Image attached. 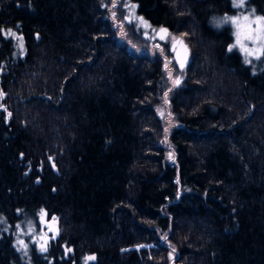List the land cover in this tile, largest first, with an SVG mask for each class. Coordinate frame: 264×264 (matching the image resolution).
Wrapping results in <instances>:
<instances>
[{
  "label": "trees",
  "instance_id": "16d2710c",
  "mask_svg": "<svg viewBox=\"0 0 264 264\" xmlns=\"http://www.w3.org/2000/svg\"><path fill=\"white\" fill-rule=\"evenodd\" d=\"M234 13L0 0V264H264V65L214 25ZM141 17L185 41L179 83Z\"/></svg>",
  "mask_w": 264,
  "mask_h": 264
},
{
  "label": "rangeland",
  "instance_id": "374dc122",
  "mask_svg": "<svg viewBox=\"0 0 264 264\" xmlns=\"http://www.w3.org/2000/svg\"><path fill=\"white\" fill-rule=\"evenodd\" d=\"M232 6H234V0H231ZM235 3H239V0H235ZM236 13L230 16L216 17L213 22L216 26H223L229 24L233 28V42L231 49L239 52L247 65H253L255 68L256 61L260 60L264 65V20H258V17H262L256 14L255 11H250L247 8L246 0L242 6L237 7ZM247 17V19H245ZM143 28L146 31V36L151 40H158L160 42H168L169 51L172 53L173 60L178 64V76L173 79L176 84L183 78V70L188 64L190 53L188 51L185 41L180 37L167 30L166 33L161 32V28L153 29L146 20H141ZM163 37V39L161 38ZM182 41L183 43H178ZM175 45V50H174ZM186 49V52H185ZM179 53V56H178ZM186 56V58H185ZM183 62V67H181ZM40 225L37 227H29L26 233L30 236V242H37V245L43 248L46 241L55 234L56 221L46 220L43 217H39Z\"/></svg>",
  "mask_w": 264,
  "mask_h": 264
},
{
  "label": "snow or ice",
  "instance_id": "6c2138e0",
  "mask_svg": "<svg viewBox=\"0 0 264 264\" xmlns=\"http://www.w3.org/2000/svg\"><path fill=\"white\" fill-rule=\"evenodd\" d=\"M243 3H244V0H239V3H235V0H234V6L240 7V6L243 5ZM133 7H135V6H133ZM139 19L143 20L142 17L139 18ZM245 19H247V17H245ZM257 19L258 20H264V17H258ZM129 22H131V21H129ZM160 31L166 33L167 29L161 28ZM161 38L163 39V37H161ZM178 43L182 44L183 42L182 41H178ZM174 50H175V45H174ZM229 50H231V48ZM185 52H186V49H185ZM178 56H179V53H178ZM185 58H186V56H185ZM181 67H183V62H181ZM177 83H178V81H177ZM53 219H55V218H53ZM89 259H94V257H90Z\"/></svg>",
  "mask_w": 264,
  "mask_h": 264
}]
</instances>
